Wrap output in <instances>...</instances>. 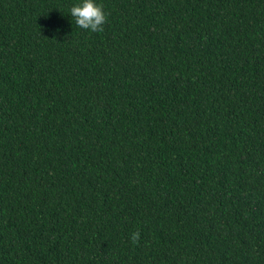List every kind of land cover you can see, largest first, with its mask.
Masks as SVG:
<instances>
[{
	"label": "trees",
	"instance_id": "16d2710c",
	"mask_svg": "<svg viewBox=\"0 0 264 264\" xmlns=\"http://www.w3.org/2000/svg\"><path fill=\"white\" fill-rule=\"evenodd\" d=\"M74 2L0 0V264H264V0Z\"/></svg>",
	"mask_w": 264,
	"mask_h": 264
},
{
	"label": "clouds",
	"instance_id": "9594fccd",
	"mask_svg": "<svg viewBox=\"0 0 264 264\" xmlns=\"http://www.w3.org/2000/svg\"><path fill=\"white\" fill-rule=\"evenodd\" d=\"M68 14L74 19L76 26L90 32H100L106 23V13L98 0H75L68 9ZM140 233L132 232L130 240L136 243Z\"/></svg>",
	"mask_w": 264,
	"mask_h": 264
}]
</instances>
